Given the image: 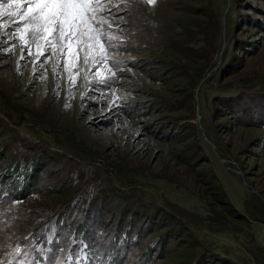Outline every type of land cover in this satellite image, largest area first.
<instances>
[{
  "label": "rangeland",
  "instance_id": "obj_1",
  "mask_svg": "<svg viewBox=\"0 0 264 264\" xmlns=\"http://www.w3.org/2000/svg\"><path fill=\"white\" fill-rule=\"evenodd\" d=\"M3 5L0 262L264 264V0H109L107 60Z\"/></svg>",
  "mask_w": 264,
  "mask_h": 264
},
{
  "label": "snow or ice",
  "instance_id": "obj_2",
  "mask_svg": "<svg viewBox=\"0 0 264 264\" xmlns=\"http://www.w3.org/2000/svg\"><path fill=\"white\" fill-rule=\"evenodd\" d=\"M108 2L109 0H28L27 11L20 14L21 20L28 21L22 31L31 28L34 39L42 35L43 32H48L50 35L54 33L61 41L62 49L65 47L63 43L65 38H75L79 41L80 37H85L99 45L97 52L99 59L107 60L109 57L104 45L100 42V37H106L107 41H112L116 37L105 31V28H110L111 24L105 19H97V14L111 13L112 9L106 7ZM148 3H155V0H148ZM0 5H3V0H0ZM13 5L19 9L21 0H7V4L3 6L11 8ZM6 14L16 16L18 12ZM67 47L70 48L71 45L69 44ZM112 75L115 76V73ZM14 251L19 255L21 249L16 248ZM0 264H5V262H0ZM18 264H22V262H18Z\"/></svg>",
  "mask_w": 264,
  "mask_h": 264
}]
</instances>
